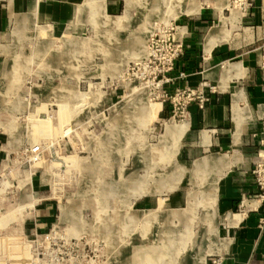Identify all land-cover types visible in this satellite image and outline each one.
Listing matches in <instances>:
<instances>
[{
	"label": "rangeland",
	"instance_id": "1",
	"mask_svg": "<svg viewBox=\"0 0 264 264\" xmlns=\"http://www.w3.org/2000/svg\"><path fill=\"white\" fill-rule=\"evenodd\" d=\"M228 1L0 0V159L29 169V146H42L40 183L59 199L43 201L39 219L55 221L51 202L67 238L102 260L88 264L221 257L211 243L227 234L215 231L208 184L179 182L180 136L168 132L176 88H196L173 73L148 80L146 60L159 27ZM248 1L231 0L241 12ZM48 2L71 3L68 21L41 17Z\"/></svg>",
	"mask_w": 264,
	"mask_h": 264
},
{
	"label": "crops",
	"instance_id": "2",
	"mask_svg": "<svg viewBox=\"0 0 264 264\" xmlns=\"http://www.w3.org/2000/svg\"><path fill=\"white\" fill-rule=\"evenodd\" d=\"M234 5H208L174 22L185 52L173 74L185 73L178 85L204 86L207 99L190 102L183 118L167 119L168 132L180 136L178 166L186 171L179 182L208 184L203 196L214 205L215 231L227 234L213 238L220 250L213 255L220 264H264V199L255 209L239 208L243 196L258 191L250 169L264 159V0H249L244 12ZM41 8V17L57 22L72 13L69 2ZM162 116H170L167 109Z\"/></svg>",
	"mask_w": 264,
	"mask_h": 264
},
{
	"label": "built area",
	"instance_id": "3",
	"mask_svg": "<svg viewBox=\"0 0 264 264\" xmlns=\"http://www.w3.org/2000/svg\"><path fill=\"white\" fill-rule=\"evenodd\" d=\"M175 25L169 24L159 27L151 36L150 54L146 63L148 67V80L152 78L158 84L169 83L173 80L171 73L176 68L177 61L185 52L184 44L175 36ZM152 64V65H150ZM177 78L185 77L184 72H180ZM211 90L214 87H210ZM178 94L173 98L175 113L173 118L181 119L187 111L190 102L199 100L204 102L207 97L204 93V86L193 91L176 88ZM166 99H164L165 101ZM168 100V99H167ZM176 105V107H175ZM260 142L264 145V129L261 132ZM29 169H25V162L16 161L18 167L13 172L10 168L9 158L0 159V264H88L102 262L99 255L88 257L84 254V249H80L82 242L78 239L67 238L63 232L67 230V225L56 222L57 208L52 203L59 199L55 191L49 190L46 196V187L40 181L44 174L39 172L38 166L43 162V148L40 144L29 146ZM23 167L24 169H19ZM32 170L29 175L25 173ZM253 181L258 191L242 197L240 202V212H245L247 208L255 209L258 203L264 199V159L258 157L250 169ZM38 175V176H37ZM28 176V177H27ZM35 178V179H33ZM39 180V181H38ZM35 181L39 187H35ZM28 186V188H26ZM40 196V197H38ZM46 199L49 202L50 213L55 211L54 222H41L39 219L42 212L39 206ZM50 201V200H49ZM48 204V203H47ZM60 210V208L58 207ZM81 243V244H80ZM79 249V250H78ZM212 262L220 264V258H212Z\"/></svg>",
	"mask_w": 264,
	"mask_h": 264
},
{
	"label": "bare ground",
	"instance_id": "4",
	"mask_svg": "<svg viewBox=\"0 0 264 264\" xmlns=\"http://www.w3.org/2000/svg\"><path fill=\"white\" fill-rule=\"evenodd\" d=\"M193 9V7L192 8H190V9H188V10H192Z\"/></svg>",
	"mask_w": 264,
	"mask_h": 264
}]
</instances>
